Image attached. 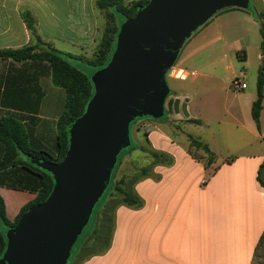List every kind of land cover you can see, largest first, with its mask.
<instances>
[{
  "label": "crops",
  "instance_id": "crops-1",
  "mask_svg": "<svg viewBox=\"0 0 264 264\" xmlns=\"http://www.w3.org/2000/svg\"><path fill=\"white\" fill-rule=\"evenodd\" d=\"M96 1L0 0V50L19 49L37 43L24 19V13L29 12L35 19L38 36L47 46L90 65L94 56L92 51L101 41L100 33L103 35L100 16L104 14L105 17V13L97 8ZM134 1L124 0L126 4ZM256 2L259 4L256 11H264V0ZM202 27L198 35L204 31L208 35L212 28L218 33L217 41L212 42L208 50V54H212L211 59L200 66L198 72L193 69L199 66L197 58L188 59L175 68L193 73V82L199 80L206 84L208 94L204 89L202 96L196 100L189 94L182 97L172 95L169 111L174 99L188 100V118L182 113H174L180 122H201L203 117L199 108L203 104L217 110L215 97L220 85L226 88L225 104L230 93H236L232 85L235 77H230L229 67L224 65L223 58L214 57L220 47H217V42H222V48L226 47L229 33L249 37L256 31L260 32L253 11L236 7L221 10ZM192 39L181 50V55L192 44ZM207 41L210 42L209 39ZM260 43L261 39L256 45L257 56L263 61ZM57 46H65L78 53L66 52ZM240 57L247 62L249 55L245 52ZM182 73L177 72V76L181 77ZM186 75L183 73V77ZM247 89L248 85L238 93ZM256 97L255 92L251 93L242 104L231 102L230 107H238L241 112L243 106L251 117ZM65 101V91L53 84L46 62L0 60V118L17 120L28 136L30 148L57 153V121L65 110ZM226 114L241 123L235 112L227 108ZM263 118L264 99L259 128L250 120L248 125L241 124L251 139L242 146L240 153L229 157L212 152L208 145L201 142L207 146L210 155L191 153L186 143L174 140L169 134V130L178 128V124L169 118L159 120L163 123L152 128L146 125L148 119L142 120L148 126L146 141L139 142L135 147L146 144L153 150L172 156L174 163L155 167L152 177L134 186L135 193L143 200V207H117L113 229L108 234L107 227L101 228V223L104 213L115 200L114 194L109 195L97 217L95 228L78 248L72 264H256L257 260L262 264L264 255L259 253L264 251V185L260 182H264ZM3 151L0 142V160ZM139 151L130 152L124 164L129 163V159ZM22 158L26 160L24 155ZM20 169L13 168L10 172L23 176L24 171ZM122 176L118 172L117 179ZM0 195L12 222L20 210L36 197L31 191L6 184L0 185ZM96 231L100 232L96 234ZM97 235L98 240L95 239Z\"/></svg>",
  "mask_w": 264,
  "mask_h": 264
},
{
  "label": "water",
  "instance_id": "water-1",
  "mask_svg": "<svg viewBox=\"0 0 264 264\" xmlns=\"http://www.w3.org/2000/svg\"><path fill=\"white\" fill-rule=\"evenodd\" d=\"M249 0H149L124 22L107 66L91 77L94 96L70 128L60 163L32 160L50 173L54 188L7 234L0 264H68L96 205L108 189L118 157L131 147V124L161 120L170 94L168 71L183 44L219 11L248 9ZM264 62V60H263ZM188 100L172 102L186 118Z\"/></svg>",
  "mask_w": 264,
  "mask_h": 264
},
{
  "label": "trees",
  "instance_id": "trees-1",
  "mask_svg": "<svg viewBox=\"0 0 264 264\" xmlns=\"http://www.w3.org/2000/svg\"><path fill=\"white\" fill-rule=\"evenodd\" d=\"M148 1L149 0H135L130 4H126L124 0L96 1L97 8L105 13L106 26L98 45V50L89 62L91 66L96 68L95 70H100L108 65L116 49L117 36L121 25L128 19L135 17L139 9ZM253 15L260 25V50L264 58V11L255 10ZM24 19L28 29L31 31V35L36 39L37 43L19 49L0 50V60L12 59L18 62L36 60L46 62L51 70L53 84L65 91L66 101L65 110L57 121L59 147L56 154H49L42 150L30 148L28 145V136L22 125L13 118H0V142L4 147L3 158L0 160V185L6 184L10 187L28 190L36 194L35 199L20 210L13 222L10 221L7 216L6 204L0 195V259L3 257L7 248V232L17 225L23 214L31 207L45 202L54 188L52 175L35 166L32 160L60 163L64 159L69 147L68 135L70 128L73 123L85 113L88 103L94 96V86L91 81V75L93 73L87 75L81 69L73 66L71 60L76 59L74 56L66 55L47 46L37 34L35 19L31 13L25 12ZM263 99L264 67L259 71L257 77V97L252 105L251 111L252 118L257 128L260 126ZM162 119H166V114ZM194 121L191 122L197 123V121ZM192 143L202 148L206 154L210 155L207 146L200 144L196 140H193ZM137 149L149 156L150 166L141 168L136 173L129 176L123 175L119 179L115 176L116 183L113 192L110 193V195H115V200L111 202L107 211L104 213L101 223V228L107 227L106 233L108 234L112 232L114 212L117 207L120 205H125L133 209H141L143 207V200L135 193L134 186L143 179L152 177L155 167L171 166L174 163L173 157L167 153L153 150L148 145L133 147V144L130 148L120 153L118 163L121 156H123L124 160L130 152ZM22 155L26 157V160H23ZM117 165L113 170L112 177ZM17 167L24 171L23 176L17 175V172H10L13 168ZM260 182L264 185V182ZM109 188L110 185L104 196ZM99 232L100 231H96L95 233L98 234ZM95 239L98 240V235ZM107 240L110 243V237H108Z\"/></svg>",
  "mask_w": 264,
  "mask_h": 264
},
{
  "label": "rangeland",
  "instance_id": "rangeland-1",
  "mask_svg": "<svg viewBox=\"0 0 264 264\" xmlns=\"http://www.w3.org/2000/svg\"><path fill=\"white\" fill-rule=\"evenodd\" d=\"M259 7V4L256 2V0H249L248 3V9H244L248 12L251 10L254 12L256 8ZM232 8V7H231ZM227 9V8H225ZM224 10V9H223ZM220 12V11H219ZM218 12V13H219ZM216 15V14H215ZM214 15V16H215ZM213 16V17H214ZM213 17H211L207 22H209ZM101 19V31L103 32V28L105 25V17L104 14L100 16ZM206 22V23H207ZM204 26V25H203ZM203 27H200L196 32H194L189 39L185 41L182 47V51L185 46H187L188 42L193 38V36H196L194 39H192V44L188 45L186 47V50L181 55V52L179 53L175 66H178L182 63H184L188 59L197 58L196 63L199 64V66H194L193 69L195 71L200 70V66H203L206 64L212 57V54L209 53V47L211 48V43L214 41H217L216 38H218L216 33V29L212 28L207 35V31H204L201 35H198L200 30ZM102 36V33H100L99 38ZM260 32H255L252 36H246L245 34H236L231 35L230 33L227 35L226 38V47L223 46L221 48V41L217 42V47L219 49L216 51L214 57L216 58H223L224 59V65L226 67H229V74L230 77H240L242 76L243 82H245L248 85V89L244 92L236 93L231 92L229 101L226 103V88L221 86L218 87L217 95L215 97V105L217 107V110H213L212 107L208 104H203L199 108V112L201 113L200 116L203 117V120L198 123H186L184 121H178L177 118L174 116L173 110L169 111V108L167 107L168 102H170L171 97L177 95L182 97V95L189 94L192 95V97L196 100L197 98L202 96L201 91L205 89V94L207 95L208 92H206L207 85L202 83L201 81L193 82V77L190 75V72H187V75L182 77L180 80L173 79L168 74L166 75V83L170 90V94L168 98L166 99L165 106H166V118H169L168 120H171L178 124V128L176 130H169V134L171 137L176 141H181L188 147V150L194 154H197L199 156L205 155L206 152L201 149L197 150V146L193 145V140H196L198 142H201L202 144H206L209 146V149L213 151H217L220 153V155L224 157H229L231 154H237L240 153V150L242 146L249 142L251 137L242 129L241 124L248 125V122H252L254 124V120L245 111V108L242 106V110H238V107L234 109L230 107L231 102L235 104H242L244 101V98H246L251 93H256L257 96V77L259 74V71L264 67L262 59H258V50L256 49L257 43H259L261 37ZM209 39L210 42L207 40ZM58 49H61L63 51H71L65 46H57ZM98 50V45L95 46V48L92 51V54L95 55ZM73 53H78L76 50H72ZM248 53L249 58L248 61L242 59L243 57H240L241 55H244ZM241 54V55H240ZM210 56V57H209ZM94 57V56H93ZM71 63L76 68L81 69L85 74L91 75L94 74L97 70L96 68L88 65L86 62H83L78 59L71 60ZM92 74V75H93ZM91 75V77H92ZM235 78L232 79V83L234 82ZM208 91V90H207ZM173 95V96H172ZM195 95V96H193ZM171 103V102H170ZM207 103V102H206ZM169 106V105H168ZM227 108L231 112H235L237 114V117H239V123L238 121H234L232 118H230L226 112ZM252 111V109H251ZM164 118V117H163ZM148 119L149 128L153 127L154 125L159 126L161 123L159 120H154L151 118H144ZM137 120L131 124V139L133 147L137 145L139 142L146 141V135L145 132H147L148 126L145 125V123H142V120ZM178 121V122H177ZM264 122V118H263ZM200 125V126H199ZM191 142V143H188ZM145 146H147L145 144ZM208 156V154H206ZM150 166V158L147 154L139 151L135 154V157H131L129 159V163L124 164L123 156L119 159V163L114 171V175L110 181V188L106 195L103 197L101 202L97 205V207L94 209L93 215L87 225V227L83 230L81 236L78 238L76 244L74 245L72 252H71V260L69 261V264L73 263V260L76 256L77 250L80 247V245L84 242L86 237L91 234L92 230L95 228V224L97 221V217L101 211V209L104 207L107 199L109 198L110 193L113 192V188L115 186V178L117 177L118 171L122 173L123 175H131L133 173H136L139 169L144 167ZM120 169V170H119ZM116 176V177H115ZM264 255V251H261V253ZM259 264L258 260L257 263ZM264 264V262L262 263Z\"/></svg>",
  "mask_w": 264,
  "mask_h": 264
},
{
  "label": "built area",
  "instance_id": "built-area-1",
  "mask_svg": "<svg viewBox=\"0 0 264 264\" xmlns=\"http://www.w3.org/2000/svg\"><path fill=\"white\" fill-rule=\"evenodd\" d=\"M179 71H181V72H183V73H187V71H183V70H181V69H176L175 67H173V68H171L169 71H168V75L170 76V77H172V78H176V79H181L182 77H183V73H182V76L181 77H178L177 76V72H179ZM190 75H193V73H190ZM232 85H233V88H234V90L235 91H242V90H244V89H246L247 88V84L245 83V82H243V78H242V76H240V77H235V80H234V82L232 83Z\"/></svg>",
  "mask_w": 264,
  "mask_h": 264
},
{
  "label": "flooded vegetation",
  "instance_id": "flooded-vegetation-1",
  "mask_svg": "<svg viewBox=\"0 0 264 264\" xmlns=\"http://www.w3.org/2000/svg\"><path fill=\"white\" fill-rule=\"evenodd\" d=\"M171 103L170 102H168V104H167V107H168V105H170Z\"/></svg>",
  "mask_w": 264,
  "mask_h": 264
}]
</instances>
